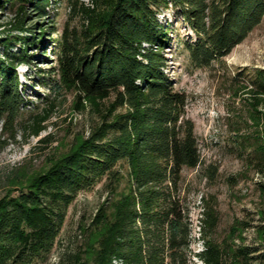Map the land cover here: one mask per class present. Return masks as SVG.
<instances>
[{
    "label": "trees",
    "instance_id": "1",
    "mask_svg": "<svg viewBox=\"0 0 264 264\" xmlns=\"http://www.w3.org/2000/svg\"><path fill=\"white\" fill-rule=\"evenodd\" d=\"M49 1L0 0V9L18 3L9 23L26 32L0 35V123L5 130H14L24 101L16 65L31 61L27 48L45 39L53 27L41 22L30 26L27 17L30 11L49 17ZM91 4L83 7L82 33L58 46V72L63 82L78 88L80 109L86 107L84 101L99 110L104 99H114L88 136L78 137L45 167L9 177L0 197V264L46 262L69 205L79 191L94 188L104 178L108 198L82 229V246L66 251L58 264H189L191 255L203 264H264V222L237 218L218 241L210 235L218 221L216 210L205 198L197 218L202 248H191L182 171L200 162V151L194 125L185 117L187 94L165 70L171 29L158 17L160 9L169 8L185 22L194 35L182 42L188 58L194 66H207L262 20L264 0ZM15 41L20 49L13 51ZM255 73L250 79L253 101L264 107V68ZM58 87L57 81L50 85L52 90ZM48 115V110L33 114L30 134L45 128ZM260 130L240 142L252 144L250 161L261 177L257 187L264 199V122ZM256 213L264 221V208ZM250 226L258 240L245 242L242 232Z\"/></svg>",
    "mask_w": 264,
    "mask_h": 264
},
{
    "label": "rangeland",
    "instance_id": "2",
    "mask_svg": "<svg viewBox=\"0 0 264 264\" xmlns=\"http://www.w3.org/2000/svg\"><path fill=\"white\" fill-rule=\"evenodd\" d=\"M85 6L91 7V0H50L49 17H37L27 4L31 14L27 17L28 25L41 22L53 27L47 30L45 39L27 48L31 61L16 65L24 101L13 131L5 130L0 123V197L8 189L9 177L14 173L45 167L68 150L78 137L88 136L92 126L100 123L101 112H105L114 99L113 95L104 99L99 110L84 101L86 107L80 109L78 88L63 82L58 72V46L62 41L71 40L74 34L82 33L86 24ZM17 7L16 2L0 9L1 36L26 33L10 26ZM171 11L162 8L158 14L160 21L171 29L165 70L176 88L187 94L185 117L194 125L200 151V162L184 167L181 182L194 251L202 248L197 218L203 198L215 207L218 221L210 235L218 241L226 236L237 218L253 224L264 222L257 219L256 213L257 209L264 208V199L257 187L261 177L250 161L252 144L240 142L241 137L253 138L264 122V107L261 103L254 104V87L250 84L255 72L264 68V16L229 53L207 66L197 67L190 62L182 44L185 39L193 38V32ZM19 47L20 42L15 41L11 50H19ZM2 50L0 45L1 56ZM56 81L59 87L52 90L50 85ZM45 110L49 113L43 122L45 128L38 135L30 134L33 114ZM118 166L124 169L122 164ZM104 182L105 178L94 188L78 192L68 207L65 224L50 258L35 264H58L66 251L82 246L85 239L82 229L88 225L98 205L109 196ZM242 234L245 242L258 240L252 226ZM189 264L203 263L191 255Z\"/></svg>",
    "mask_w": 264,
    "mask_h": 264
}]
</instances>
